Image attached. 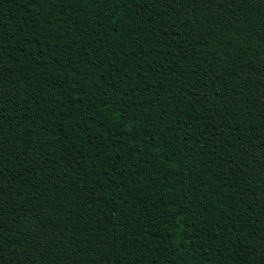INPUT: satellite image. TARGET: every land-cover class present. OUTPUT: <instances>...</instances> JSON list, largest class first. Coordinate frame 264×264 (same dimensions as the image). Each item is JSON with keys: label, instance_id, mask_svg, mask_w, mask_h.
I'll use <instances>...</instances> for the list:
<instances>
[{"label": "trees", "instance_id": "1", "mask_svg": "<svg viewBox=\"0 0 264 264\" xmlns=\"http://www.w3.org/2000/svg\"><path fill=\"white\" fill-rule=\"evenodd\" d=\"M0 264H264V0H0Z\"/></svg>", "mask_w": 264, "mask_h": 264}]
</instances>
